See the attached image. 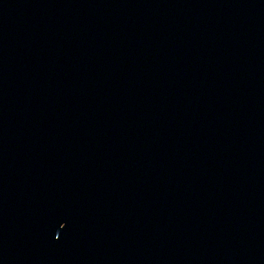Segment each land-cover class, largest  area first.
<instances>
[{"label": "water", "instance_id": "obj_1", "mask_svg": "<svg viewBox=\"0 0 264 264\" xmlns=\"http://www.w3.org/2000/svg\"><path fill=\"white\" fill-rule=\"evenodd\" d=\"M0 264H264V0H19Z\"/></svg>", "mask_w": 264, "mask_h": 264}]
</instances>
